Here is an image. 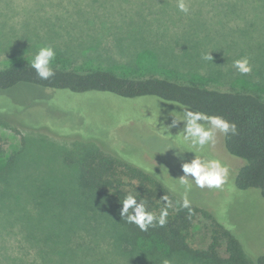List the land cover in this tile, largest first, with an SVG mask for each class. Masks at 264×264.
Wrapping results in <instances>:
<instances>
[{"label":"rangeland","instance_id":"1","mask_svg":"<svg viewBox=\"0 0 264 264\" xmlns=\"http://www.w3.org/2000/svg\"><path fill=\"white\" fill-rule=\"evenodd\" d=\"M239 1L186 0L185 14L177 0H0V68L31 62L40 47L51 45L57 53L52 65L129 75L184 73L229 88L234 74L226 71L237 70L234 61L248 57L252 67L264 62V52H256L264 43V10H256L253 0ZM216 69L223 71L218 82L210 74ZM234 82L237 88L258 87ZM186 109L154 96L73 93L29 83L0 89V264H40L38 249L26 239V222L40 224L32 194L61 173L62 152L82 140L155 173L177 196L210 210L239 240L241 264H254L264 254V197L258 189L236 187L244 160L227 152L223 133L195 153L179 143L183 122L167 126ZM14 153L17 162L8 172L5 164ZM194 155L219 159L229 168L227 182L219 189L193 183L185 193L182 164ZM215 229L211 220L197 217L189 246L208 253ZM99 247L107 248L103 242ZM215 253L228 258L225 239Z\"/></svg>","mask_w":264,"mask_h":264},{"label":"trees","instance_id":"2","mask_svg":"<svg viewBox=\"0 0 264 264\" xmlns=\"http://www.w3.org/2000/svg\"><path fill=\"white\" fill-rule=\"evenodd\" d=\"M241 1L237 4H247ZM233 4L236 3L229 5ZM250 4L258 11L264 10V0H253ZM260 28L264 29V24ZM258 51L264 52L263 42ZM30 63L0 68V89L29 83L73 93L107 92L124 98L154 96L234 123L236 134L224 135V147L232 156L244 160L235 185L240 190L258 189L264 197V62L252 67V72L246 75L227 70L234 77L225 89L210 86L209 81L187 79L184 73L129 75L112 69L79 70L62 65H52L55 75L42 80ZM222 73L219 69L210 72L216 82ZM237 79L253 81L258 87L237 88L232 85ZM74 147L62 152L61 173L45 179L48 183L36 187L32 194L40 224L26 222V239L38 249L40 264H163L164 260L170 264H241L244 261L239 240L210 210L190 202L188 207H183L184 199L169 190L155 173L132 165L91 141L82 140ZM16 159L14 153L7 160L8 172L14 169ZM130 193H138V200L144 198L148 210L157 217L147 231H141L119 214L122 201ZM164 209L168 215L160 226L158 219ZM199 216L211 220L216 227L208 253L188 244V234ZM33 225L42 227L35 229ZM220 239L226 241L225 260L215 253ZM102 242L108 249L99 247ZM254 264H264V254Z\"/></svg>","mask_w":264,"mask_h":264},{"label":"clouds","instance_id":"3","mask_svg":"<svg viewBox=\"0 0 264 264\" xmlns=\"http://www.w3.org/2000/svg\"><path fill=\"white\" fill-rule=\"evenodd\" d=\"M179 11L187 14L189 6L186 0H177ZM56 50L51 45L42 46L31 60L30 66L42 80H48L55 75L52 62L56 58ZM211 58V56L206 57ZM234 67L237 71L246 75L252 72V66L248 57L234 61ZM183 122L182 137H178L181 145H187L192 152L202 151L205 145L216 142L217 132L228 135L236 134V125L219 116H209L202 112H194L186 109L183 115L173 119L168 129L175 127ZM185 151H181L183 153ZM183 176L179 183L184 186L185 193L190 191L192 184L204 189H219L224 185L229 177V168L219 159H206L200 155H194L191 162L182 164ZM137 194H128L122 201L120 216L126 217L128 223L135 224L141 231H147L153 225L157 217L148 210L147 201L144 198L138 200ZM189 201L185 195L183 207H188ZM170 206V205H169ZM131 209V212L129 211ZM167 210H162L158 223L163 226L166 222ZM163 264H170V261L164 260Z\"/></svg>","mask_w":264,"mask_h":264}]
</instances>
